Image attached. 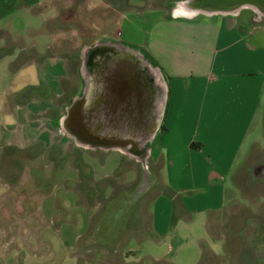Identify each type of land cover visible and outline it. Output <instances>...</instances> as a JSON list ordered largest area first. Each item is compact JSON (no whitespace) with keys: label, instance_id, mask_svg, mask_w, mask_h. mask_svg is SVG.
<instances>
[{"label":"crops","instance_id":"obj_1","mask_svg":"<svg viewBox=\"0 0 264 264\" xmlns=\"http://www.w3.org/2000/svg\"><path fill=\"white\" fill-rule=\"evenodd\" d=\"M126 2L0 0V32H4L5 37L11 33L9 38H22L19 33L8 31L11 21L32 19L35 25L27 28L45 37L44 49H89L96 45L95 40L91 43L84 37L99 25L102 32L97 38L103 39L99 43H106L107 49L128 50L132 55L127 57L131 63L135 58L140 60L135 71H140L142 63L147 74L156 73L162 80L164 101L160 121L147 143V158L149 165L158 168L163 177L162 182L157 179L152 182L156 185L147 199L145 223L139 222L141 210L129 223L109 222L101 214L103 205L114 197L113 194L90 189L75 190L73 201L68 205L63 201L55 202V199L47 201L48 209L44 211L40 208L43 196L39 195L38 225L31 221L28 224L25 220L21 222L22 241L26 242L28 238L25 237L31 233L35 237L40 222L46 221L49 226L54 224L52 215L61 207L73 215L84 214L86 223L82 226L85 228L74 230L71 237L70 264L140 263L128 248L130 240L174 236L177 224L189 214L219 211L223 205L224 179L235 161L242 157L243 144L252 146L255 143L247 142L246 138L256 125L259 105L264 99V14L253 10L246 17H240L239 10L173 14L169 8L136 10L134 3ZM80 6L92 7L93 13L98 7L104 10L109 6L112 10L108 9L101 17L95 16L98 22L90 26L82 25L74 16L68 20L70 25L64 28L59 18L66 8L77 15ZM47 21L55 22V27L51 24L49 30L47 26H41ZM8 22L9 27L6 26ZM67 32L70 36L75 35V44L66 39ZM80 37L85 39L83 44L77 43ZM22 41H17L18 49L40 48ZM68 59L73 63L78 61L75 53ZM90 74L87 72L88 83L91 81L95 88L97 83ZM68 95L69 102L76 96L74 90ZM262 111L261 129L264 128V109ZM11 133L14 137L17 135L14 130ZM191 142L199 147L189 148ZM257 158L248 166L255 161L261 162ZM135 170L137 174L136 167ZM26 198L31 202L25 201L34 205L31 192ZM1 207L14 209L10 200H0ZM106 209L111 210L109 204ZM39 244L43 246L44 243L39 240ZM87 254L89 258L84 257ZM111 259L113 263L108 262Z\"/></svg>","mask_w":264,"mask_h":264},{"label":"rangeland","instance_id":"obj_2","mask_svg":"<svg viewBox=\"0 0 264 264\" xmlns=\"http://www.w3.org/2000/svg\"><path fill=\"white\" fill-rule=\"evenodd\" d=\"M126 1L134 3L136 10L159 7L165 10L169 8V12H173L183 6V0ZM110 8L108 6L102 10L98 7L93 13L92 7L80 6L78 16L73 9L71 13L70 8H66L59 21L67 28L70 25L68 20L76 16L79 23L90 26L98 22L95 16L107 14ZM238 10L240 17H246L252 10L262 14L250 6ZM51 24L53 27L56 25L47 21L41 26H47L50 30ZM7 25L9 27V22ZM34 25L32 19L12 20L8 31L19 33L22 38L18 40L9 38L11 33L5 37L4 32H0L3 36L0 35V200H10L14 206V209L8 210L0 208V264H70L71 237L74 230L85 228L82 226L86 223L84 214L73 215V212L61 207L52 215L54 224L49 226L46 221L40 222L35 237L31 233L25 237L28 238L26 242L22 241L21 222L25 220V224H28L31 221L38 225L36 206L39 195L43 196L40 208L44 211L48 209L46 202L50 200L63 201L68 205L73 201L75 190H104L114 197L103 205L101 217L108 218L109 222L129 223L134 214L141 210L142 213H138L139 222L144 224L145 211H148L147 199L156 185L153 181L157 179L162 182L163 175L148 163L149 139L139 143L146 151L140 159L119 147L102 148L79 143L61 128L60 120L69 102V92L74 90L77 97L86 87L84 69L88 70L89 67L85 68L81 62L85 49H44L45 37L27 28ZM101 32V27L95 26L91 34L84 38L91 43L95 40L94 44H98L103 40L97 38ZM67 33L66 39L75 44V35ZM4 38H7L6 41ZM84 38L80 37L77 43L83 44ZM17 41L29 46L36 44L40 48L18 49ZM73 53L78 59L74 63L68 59ZM95 59L97 57L92 61ZM140 70L143 71L142 66ZM142 73L145 74L144 71ZM151 76L154 84L163 88L160 76L156 73ZM48 83L52 85L47 86ZM152 92L148 110H142L139 117L135 116L140 132L144 131L148 118L153 121L156 113L159 117L161 114L162 103L156 101L155 90ZM263 109L264 99L259 105L260 116L255 120L256 125L246 138L247 142L251 140L255 143L252 146L243 144L242 157L235 161L224 179L220 210L189 214L177 224L174 236L168 234L156 240L148 237L130 240L128 248L140 261L138 264H264V176H252V172L254 175L255 172L262 173L254 166L264 164V128L261 129L260 122ZM12 130L17 134L15 137ZM188 147L192 148L190 144ZM255 158L261 162L255 161V164L248 166ZM29 192L32 193L34 205L25 201L31 202L26 198ZM107 204L110 211L106 209ZM27 210L29 213H26ZM39 240L44 243L43 246L37 245ZM84 257L89 258V254ZM108 262L113 263V260Z\"/></svg>","mask_w":264,"mask_h":264},{"label":"water","instance_id":"obj_3","mask_svg":"<svg viewBox=\"0 0 264 264\" xmlns=\"http://www.w3.org/2000/svg\"><path fill=\"white\" fill-rule=\"evenodd\" d=\"M181 4L183 5L182 8L189 12H230L236 11L241 7L250 6L254 8V10L260 11L262 14H264V0H183ZM108 47L109 46L106 43H98L91 46L89 49H85L84 57L81 61L82 66L84 65L86 68L87 65H90L89 69L87 70L89 73H91L93 66V70L97 72L96 76L92 78L93 81L97 83L95 88L103 86L105 89L104 92H107L106 96H109V94L110 96L119 94V90L116 92V87L112 86L111 82L117 80V83H119L118 87L121 88L127 87L129 82V84L136 91L133 93L130 89H128L131 92L127 93L130 96V100L128 103L124 102L120 107L121 109H124V107L125 109H128L132 99L136 108H139V110L142 108L143 110L147 104L146 102L148 95L146 91L145 76H143L141 73L143 71L146 73V67H143V64L141 63L143 71H135L137 63H140L139 59L135 58L133 61L134 63L132 64L127 60V57H132L128 50L107 49ZM105 54H111L112 56L110 55V58L104 60ZM95 57H97V59L92 61ZM96 60L101 61L98 63V66L95 64V62H97ZM107 62L108 64H106ZM103 67H105L103 70L106 71L104 76L101 75ZM134 71L138 73L137 76L134 74ZM150 79L152 90H155L154 95L156 97V101L161 102L163 105V88L161 85L154 84L151 75ZM114 83H116V81ZM92 88V84L89 85L87 79L86 87L82 93L79 96L74 97L66 106L65 112L60 120L61 128L64 129V131H66L69 135L73 136L77 141H79V143L88 146L111 148L123 147L126 145L128 148L130 145H132L137 152L145 155L146 151L144 150V147L139 146V143L145 142V140L147 141L151 137L160 121V119L158 120L160 117H153V124L150 126V130L146 132L139 131L136 135V139H134L131 135L134 129L128 130V127L124 128L126 119L122 117V113L118 110L117 112H110V116L107 117L101 115L100 117L98 115L92 117V115L88 112L87 107V96L93 94L90 93V90H93ZM115 108L117 109V105ZM115 113L116 115H114ZM156 115H158V113H156ZM119 130L123 131L119 132ZM139 138L140 140L138 141ZM133 139L135 141H132Z\"/></svg>","mask_w":264,"mask_h":264},{"label":"flooded vegetation","instance_id":"obj_4","mask_svg":"<svg viewBox=\"0 0 264 264\" xmlns=\"http://www.w3.org/2000/svg\"><path fill=\"white\" fill-rule=\"evenodd\" d=\"M108 58H110V55L105 54L104 60H106ZM99 62H101V61L98 60L97 62H95V64L98 66ZM106 64H108V62ZM103 69H105V67L102 68V71H101L103 74V75L101 74L102 76H104V74H105V72H104L105 70H103ZM134 74L136 76L138 75V73L135 71H134ZM141 74L143 75V73H141ZM102 76H101V79H102ZM116 79H118V78H116ZM115 81H116V83H114ZM115 81L111 82L112 83L111 85L116 87V92L119 90V94H117V95L114 94L113 96L112 95L110 96V94L108 92L109 96H106L107 92L106 93L104 92L105 89L103 86L98 87V88L93 87L92 88L93 90H90V93H93V94L92 95L90 94L89 96H87L88 112L92 115V117L96 116V114L103 115V116L107 117V116H110L109 115L110 112H115V111L117 112V110H118L119 112L122 113V117H124L123 114L125 115L124 119H126V120L124 123V128L128 127L127 128L128 130L134 129L133 131L137 130V132H139L138 129H139L140 125L138 124V121H137L138 118L135 116L137 115L139 117L138 114L141 113L142 108L140 110H139V108H136V106L134 105V101H132V99L130 101V105H129L128 109H125V107H124V109H121V107H120L121 105H123L124 102H126V103L129 102L130 96L127 93H129L130 90H131V92L134 93V91H136V90L133 89V87L129 84L128 81H127L128 86L123 87V88L118 87L119 83H117V80H115ZM115 87H113V88H115ZM128 89H130V90H128ZM122 92H125V93H122ZM127 97H128V99H127ZM97 100H99V101H97ZM116 105H117V109L115 108ZM114 115H116V113ZM122 131L123 130H119V132H122ZM131 135L134 138L133 134H131ZM134 139H136V138H134ZM134 139L132 141H135ZM255 167L258 170L260 169V171H262V173L260 174V172L259 173L255 172L256 174L255 175L253 174L254 175L253 177L254 178L255 177H257V178L262 177L263 178V176H264V164L260 163V164L255 165L254 168ZM252 171H254V170H252ZM255 259H256V257H255Z\"/></svg>","mask_w":264,"mask_h":264},{"label":"bare ground","instance_id":"obj_5","mask_svg":"<svg viewBox=\"0 0 264 264\" xmlns=\"http://www.w3.org/2000/svg\"><path fill=\"white\" fill-rule=\"evenodd\" d=\"M173 14H188V13H191V12H189V11H185L184 9H182L181 7H178V8H176V9H174L173 10V12H172ZM111 55V54H110ZM112 56V55H111ZM94 59V58H93ZM127 60H128V58H127ZM129 61V60H128ZM130 63H131V61H129ZM132 64H133V62H132ZM87 67H90V65L88 66L87 65ZM84 71H86L87 72V69L85 70L84 69ZM105 73H106V71H104ZM96 74H97V72H95L94 70H93V67H92V71H91V74H90V76H96ZM101 74H102V72H101ZM103 75V74H102ZM143 76H145V82H146V91H147V94H148V99H147V106H145V111H147L148 110V106H150L151 105V97H152V87H151V79H150V75L149 74H147V73H143ZM91 79V78H90ZM162 97V96H161ZM156 117L158 116V115H155ZM148 117H150L151 118V116H147V118ZM153 119V118H152ZM153 123H152V121H151V119H149L148 118V122H147V125L143 128V130H144V132H146V131H149L150 130V126L152 125ZM138 134V132L137 131H133V136H134V138H136V135ZM119 148H121L122 150H126V151H128V152H131L133 155H136L137 157H139L140 159L143 157L142 156V154L140 153V152H137L135 149H134V146H132V145H130L128 148H127V146L125 145V146H123V147H119Z\"/></svg>","mask_w":264,"mask_h":264},{"label":"trees","instance_id":"obj_6","mask_svg":"<svg viewBox=\"0 0 264 264\" xmlns=\"http://www.w3.org/2000/svg\"><path fill=\"white\" fill-rule=\"evenodd\" d=\"M190 146H192V148H198L199 147V144H196V143H190Z\"/></svg>","mask_w":264,"mask_h":264}]
</instances>
